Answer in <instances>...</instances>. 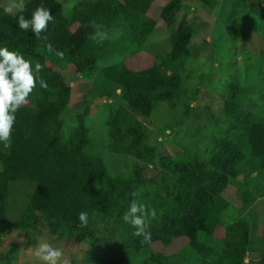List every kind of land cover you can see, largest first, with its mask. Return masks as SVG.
<instances>
[{
  "label": "trees",
  "instance_id": "1",
  "mask_svg": "<svg viewBox=\"0 0 264 264\" xmlns=\"http://www.w3.org/2000/svg\"><path fill=\"white\" fill-rule=\"evenodd\" d=\"M184 1L78 0L67 12L59 0H24L26 18L41 4L53 16L39 38L31 30L17 29L18 12L0 21V46L23 53L33 65L40 63V76L48 85L37 84L28 103L15 114L8 145L0 142L1 236L11 231L7 226L9 186L25 180L36 184L16 228L27 249L37 248L40 237L48 233L74 247L90 244L86 263L72 259L69 264L245 263L254 221L249 217L255 201L251 188L255 179L264 182V118L248 109L256 94L254 87L229 82L223 113L209 119L211 126L197 128L199 144L182 146L175 155L161 152L156 165L148 164L143 170L130 161L121 173L112 174L104 159L85 152L92 146L85 121L95 106L93 99L85 101L75 125L66 124L64 118L73 83L107 49L112 48L114 57L125 55L130 50L128 35L142 49L160 19L173 32L166 56L155 57L150 67L139 71L127 62L102 70L108 88L105 94L119 104L107 120L108 149L144 160L146 141L138 118L149 120L158 104L174 109L187 92L185 59L198 33L189 24L175 32ZM219 3L203 0L201 5L210 10ZM242 3L264 19L260 0ZM115 30L124 35L113 44L108 34ZM97 32L103 35L96 36ZM48 44L53 52L48 51ZM55 50L62 51L63 58ZM149 168L159 171L160 177L138 187ZM237 184L241 205L234 206L227 193ZM132 200L156 209V218L146 229L151 233L148 241L134 235L135 230L122 219ZM230 207L237 220L223 230L221 216ZM81 211L89 216L86 227L80 226ZM101 236L117 240V249L111 244L106 247ZM129 254L133 255L130 259ZM258 264H264V257Z\"/></svg>",
  "mask_w": 264,
  "mask_h": 264
},
{
  "label": "rangeland",
  "instance_id": "2",
  "mask_svg": "<svg viewBox=\"0 0 264 264\" xmlns=\"http://www.w3.org/2000/svg\"><path fill=\"white\" fill-rule=\"evenodd\" d=\"M59 1L70 12L78 0ZM202 1L185 0L176 18L175 32L189 24L198 33L192 38L190 56L185 59L186 94L176 101L174 109L164 103L158 104L149 120L138 118L139 132L146 141L144 160L135 161L125 155L112 154L108 149L107 120L110 112L117 109L119 104L105 94L108 88L103 81L102 70L115 63L127 62V66L139 71L150 67L155 57L166 56L171 51L173 32L163 21L157 19L156 28L142 49L128 35L130 50L125 55L114 57L112 48L107 49L96 65L73 83L72 100L64 115L65 122L75 125L85 101L90 98L94 100L95 106L92 105L91 114L85 121L92 146L85 148V152L104 159L110 173H121L130 161L143 170L148 164L156 165L161 152L175 155L182 146H197L201 140L200 136L198 140L195 139L198 136L197 128L200 125L211 126L209 119L218 118L223 113L227 86L231 81L255 88L256 94L251 98L248 109L264 118V19L251 12L242 0H220L219 5L210 10L201 5ZM9 3L10 0H0V21L17 13L15 9L5 12ZM108 35L114 44L124 34L115 30ZM149 169L143 180L137 183L138 187L150 185L160 177L155 168ZM35 187V183L25 180L14 181L9 186L7 226L11 231L0 235V264H43L35 258L34 250L25 247L24 236L16 229L20 226ZM236 188L238 184L230 187L227 197L234 206H239L241 198ZM251 190L255 194V201L249 217L254 221L249 231L250 249L244 264H258L264 257V182L255 179ZM236 220V211L230 207L221 216L222 229L225 230ZM101 240L106 247L111 244L117 249L119 245L115 239L101 236ZM45 241L62 249L60 264H69L72 259L86 263L84 257L91 252L90 244L74 247L66 239L48 233L40 237L39 244ZM128 256L129 259L133 257L132 254Z\"/></svg>",
  "mask_w": 264,
  "mask_h": 264
},
{
  "label": "clouds",
  "instance_id": "3",
  "mask_svg": "<svg viewBox=\"0 0 264 264\" xmlns=\"http://www.w3.org/2000/svg\"><path fill=\"white\" fill-rule=\"evenodd\" d=\"M260 2L264 4V0H260ZM13 9L20 13L16 18L17 29L24 32L31 30L38 38L46 30L48 23L53 20L50 9L44 7L43 4L37 6L28 18L23 14L24 0H10L9 6L4 10L12 12ZM102 35L103 33H96V36ZM47 48L49 52L54 51L51 44H48ZM55 55L63 58L64 53L55 50ZM41 69L40 63L33 65V62L26 59L23 53L9 50L7 46H0V142H3L5 146L10 141L16 119L15 114L19 107L28 103V98L37 84L41 88L48 87L47 82L40 76ZM156 215L155 208L132 200L122 219L132 226L135 230L134 235H142L148 241L151 239V233L146 229L150 221L156 218ZM78 219L81 227L88 225L87 212L81 211L78 214ZM34 256L43 264H60L63 251L45 241L34 249Z\"/></svg>",
  "mask_w": 264,
  "mask_h": 264
}]
</instances>
